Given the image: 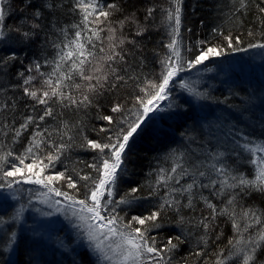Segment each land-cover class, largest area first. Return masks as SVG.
I'll return each instance as SVG.
<instances>
[{
	"label": "snow or ice",
	"instance_id": "1",
	"mask_svg": "<svg viewBox=\"0 0 264 264\" xmlns=\"http://www.w3.org/2000/svg\"><path fill=\"white\" fill-rule=\"evenodd\" d=\"M68 2L69 11L80 19L61 27L56 15L65 0H0V50L8 53L0 55V77L8 75L14 62L23 64L16 45L21 52L34 45L41 53L49 46L54 49L51 59L44 56L43 65L34 58L25 71H18L16 83L0 81V147L7 149L0 153V189L10 190L13 200L20 191L13 185L21 182L46 190L30 195L28 204L15 208L8 219L0 216V225L21 222L34 198L75 221L73 227L95 257V264H264V207L251 203L254 196L264 198V140L257 142L235 124L228 127L223 141L218 139L217 150H202L194 158L186 150L171 149L165 156L170 167L158 166L149 174L155 179L149 181L147 195L142 194L141 185L121 188L129 183L124 178L129 175L137 138L178 108L162 103L170 100L173 87L196 99L208 98L180 74L225 55L226 49H264V43L242 48L243 39L229 32L223 36V47L196 41L199 51L188 58L182 53L180 39L184 0H167L168 6L161 9V23L169 36L164 45L167 52L161 56L154 50L159 71L148 75L142 71L141 40L149 26L139 18L136 0ZM235 2L239 7L233 15L255 6L264 36V0ZM155 10L147 8L144 20L149 21ZM212 32L219 30L213 28ZM248 34L254 35L252 31ZM45 65L51 71L42 72ZM38 78L39 86L35 83ZM121 89L131 91L123 101L114 99L108 114H101V101ZM91 108L97 110L96 119L107 122L99 129L92 127L95 139L87 135L88 127L79 117L81 111ZM68 113L78 118L65 119ZM22 139H27V145L16 155L11 146ZM228 143L233 145L230 150H219ZM74 150L91 153V162L80 160L71 167L64 165L63 171L46 174L70 160ZM245 153L250 158L245 159ZM9 163L10 168H5ZM77 163L91 171L78 170ZM244 163L251 166L247 174L240 171ZM144 202L150 206L139 211ZM229 224L231 235L221 246L222 225ZM15 242L16 232L12 231L8 246ZM212 245H216L215 251H210ZM185 248L187 253L181 255Z\"/></svg>",
	"mask_w": 264,
	"mask_h": 264
},
{
	"label": "trees",
	"instance_id": "2",
	"mask_svg": "<svg viewBox=\"0 0 264 264\" xmlns=\"http://www.w3.org/2000/svg\"><path fill=\"white\" fill-rule=\"evenodd\" d=\"M167 6V0H136V7L140 10L139 18L142 23H146L149 26L148 33L141 40L143 56L145 57L142 66L144 74L151 75L159 71V65L156 63V58L154 57V50L161 56L167 52L164 45L169 40L168 31L161 23V9ZM149 7H155L156 10L153 17L149 21H145L144 15L146 9ZM237 7L239 5L235 0H184V15L180 36L182 53L188 58H192L193 54L199 51L196 47V41L198 40H205L211 45H220L223 47L225 45L223 36L228 35L229 32L234 37L240 36L243 39V44L240 45L242 48H248L249 43H264V36L261 35L262 26L255 18V6L253 5L247 13L241 12L233 15ZM69 8L70 3L68 0H65L64 8L57 12L56 19L61 27L70 26L80 19L78 15L70 12ZM237 17L240 19L238 20ZM8 23L11 24L13 21L9 20ZM213 28H217L222 35L213 33ZM249 31H252L254 35L249 36ZM2 46L0 45V49H2ZM15 47L18 54L23 58V64L19 60L14 62L13 66L9 69L8 75L0 77V81L5 83H16V73L18 71H25L26 66L32 59L39 58L43 65L44 56L51 59L54 55V49L51 46L44 53H41L35 45L30 48H25L23 52L20 51V45H16ZM189 48L192 50L188 51ZM248 50H253V48H248ZM242 52L244 51L232 52L226 49L225 55L214 57L209 62L216 64L220 62L226 63V57L228 60L231 59V56L232 59L239 58ZM6 54H8L6 51L0 50V55ZM246 58H248L247 55ZM261 61L262 59L258 60V58L257 60L248 61L252 65L250 66L251 71L248 72L249 76L247 77L242 76L240 74L242 69L238 68L234 69V71H238L239 75L233 78L232 81L222 82L214 80L210 85L206 82L202 83L201 87L204 86V90L202 89L201 92L207 94V99H196L190 95V99L186 96L179 98L180 95L178 96L177 92L180 91V88L173 87L171 95L174 98L178 96V98L172 100V103L177 105L178 108L172 109L171 114L167 115L164 120L156 121L152 127H148L137 138L130 154V163L128 164L129 175L124 178L129 183L122 184L121 188L126 190L130 185H141L143 186L142 194L147 195L149 181L155 179L154 174H149L158 166L170 167V161H167L165 156L171 149L186 150L193 153L194 158L202 150H217L218 139L220 141L224 140L228 127L231 124H235L237 129L242 130L246 135L258 142L264 140V64ZM254 63H258L257 68L252 69ZM193 70L188 71V73H191ZM41 71L49 72L51 68L45 65L41 68ZM26 74L29 73L26 72ZM31 74L35 75L34 72ZM180 75L182 78L184 73ZM39 79L35 82L37 86H39ZM130 91L131 89H121L118 93H113L108 96L106 100H102L101 103L104 104V108L101 114H108V106L110 103L117 98L123 101ZM11 94L12 92L10 91L9 95ZM130 102L131 98L128 97L129 105ZM21 110L23 111V107H21ZM85 111H81L79 117L83 118L88 127L87 135L95 139L97 136L95 132L91 131L92 127L99 129L101 126L106 125L107 122L96 119L97 110L95 108ZM64 118L75 121L78 117L73 113H68ZM49 123L54 122L49 121ZM217 125H222V127L218 129ZM189 136L195 137V139L189 141L187 139ZM6 143L8 142L6 141ZM26 145L27 139H22L19 143L11 147L14 154L18 155L24 151ZM232 146L231 143L221 145L219 150H230ZM6 150V148L0 147V153ZM193 150L195 151L193 152ZM69 156L70 160H65L64 164H57L55 168L48 169L46 174L63 171L64 165L71 167L73 162L83 160L90 163L92 160L91 153L80 150L72 151L69 153ZM244 157L245 159L250 158L249 154L246 153ZM9 160L15 162L11 157ZM29 162L31 161L26 160V163ZM10 166V163L4 165L5 168H10ZM76 167L78 170L82 169L85 173L91 171L84 167L83 164L77 163ZM250 167V165L244 163L240 167V171H244L247 174ZM56 186L61 187V185ZM34 187L43 190L39 185L25 184L23 182L13 185V189H20L16 194L19 195L18 198L21 200L18 203L17 201L19 200L14 201V205L11 202L7 203L9 205L6 204L3 206L4 210H6L4 212L6 215L3 216L5 219H8L12 215L15 205L25 204V200L22 198L25 189H32ZM62 190L67 189L62 188ZM161 194H163V189H161ZM207 194L205 192V195ZM251 203H254L257 207H264V198L258 195L254 196ZM149 206L147 202H144L143 208L139 209V211H143L144 208ZM9 210L11 214H8ZM222 227L223 236L220 240L221 246L227 244L228 237L231 235L230 224L222 225ZM5 228H7L10 234L12 231H19V229H21V232L17 233L16 242L11 246L13 247L12 252L9 250L8 245L0 244V264H33L31 259H33L36 250H43L44 255L39 260L42 264H78L77 260H80L83 264H95V258L85 248L77 250L73 258H66L67 256L62 254L57 256L54 247L37 244L33 236H38L27 231L25 227L24 229L12 223L5 224ZM153 234L155 235L156 233L154 232ZM164 234L161 233V235ZM192 246H195V239L192 241ZM215 250L216 245H212L210 251ZM187 251L188 249L185 248L181 255L186 254ZM212 258L209 256V259Z\"/></svg>",
	"mask_w": 264,
	"mask_h": 264
},
{
	"label": "rangeland",
	"instance_id": "3",
	"mask_svg": "<svg viewBox=\"0 0 264 264\" xmlns=\"http://www.w3.org/2000/svg\"><path fill=\"white\" fill-rule=\"evenodd\" d=\"M254 52H257L256 57L258 58V60L262 59L261 63L264 64V49L258 48ZM250 53L252 52L244 51L241 53L239 58L232 59L231 56V59L229 60L226 57V63L220 62L219 64H216L214 62L206 61L205 65L198 66V68L194 69L191 73L185 72L182 78L185 81L191 83L198 91L201 92L202 89L204 90V86L201 87L202 83L206 82L208 85H210L214 80L222 82L232 81L233 78L239 75L238 71H234V69H242V72H240V74L247 77L249 76L248 72L251 71L250 66L252 65V63H248V61L254 59L257 60V58ZM244 55L245 57H243ZM246 55L248 56V58H246ZM257 65L258 63H254L252 69L257 68ZM209 68L211 69V71L207 70ZM177 95H180L179 98L186 96L188 99H190L189 94L181 89L179 92H177ZM178 96L176 98H178ZM176 98L171 95L169 101H164L162 103L164 105H167L168 103H172V100ZM42 191H45V189L40 190L37 187H34L32 189L27 188V190L25 189L22 196V198L25 200V204H28L30 195ZM9 192L10 190H0V216L2 217L6 215L4 213L6 210H4L3 206L11 202L14 205V201H16L11 198ZM16 195L17 197H19L18 194ZM53 198L61 199L60 197ZM17 200H19V198ZM20 200L17 201V203L20 202ZM19 206L20 205L17 204L15 205V208ZM37 208L40 209L41 212L52 211L53 214L51 216L41 215V212L35 211V209ZM8 214H11L10 210ZM23 217L27 221L22 218L21 222L15 223L16 226L23 228L25 227L27 231H30L34 235L42 238L46 243V247H54L57 256H60L62 254L67 256L66 258H73L77 250H80L82 248L87 249L85 241L77 235V230L73 227V223H75V221L70 220L64 213L55 212L54 209L48 208L47 205L40 204L36 199L33 198L31 205L26 208ZM15 232L17 233V231Z\"/></svg>",
	"mask_w": 264,
	"mask_h": 264
},
{
	"label": "bare ground",
	"instance_id": "4",
	"mask_svg": "<svg viewBox=\"0 0 264 264\" xmlns=\"http://www.w3.org/2000/svg\"><path fill=\"white\" fill-rule=\"evenodd\" d=\"M2 48H3V46H2ZM257 49L258 48H253V50H250V51L248 50V52H252L250 54H252L253 56L256 57V53L257 52H254V51H256ZM19 232H21V229H19V231H17V233H19ZM17 233H16V237H17ZM45 236H43V237H45ZM33 237L35 238V242L37 244L46 245V243L43 241L42 238H40V237L38 238V237H35V236H33ZM9 239H10V232L7 231V228H5V225H3V224L0 225V244L8 245ZM9 250L12 252L13 247H9ZM42 253H43V250L42 251L41 250H36V252L34 253L33 259H31V262L33 264H37V263L38 264H42V262L39 261L40 257L41 256L43 257V255H44V253L43 254ZM77 262H78V264L82 263L80 260H77Z\"/></svg>",
	"mask_w": 264,
	"mask_h": 264
}]
</instances>
